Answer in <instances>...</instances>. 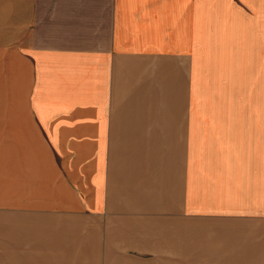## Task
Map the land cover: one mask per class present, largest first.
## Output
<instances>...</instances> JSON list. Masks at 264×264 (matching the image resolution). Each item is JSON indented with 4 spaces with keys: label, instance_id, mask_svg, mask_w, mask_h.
<instances>
[{
    "label": "crops",
    "instance_id": "obj_1",
    "mask_svg": "<svg viewBox=\"0 0 264 264\" xmlns=\"http://www.w3.org/2000/svg\"><path fill=\"white\" fill-rule=\"evenodd\" d=\"M0 264H264V0H0Z\"/></svg>",
    "mask_w": 264,
    "mask_h": 264
}]
</instances>
